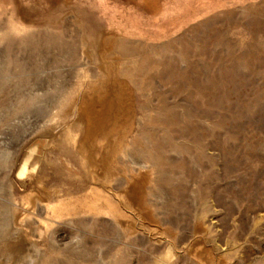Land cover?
<instances>
[{
  "label": "rangeland",
  "instance_id": "rangeland-1",
  "mask_svg": "<svg viewBox=\"0 0 264 264\" xmlns=\"http://www.w3.org/2000/svg\"><path fill=\"white\" fill-rule=\"evenodd\" d=\"M0 264H264V0H0Z\"/></svg>",
  "mask_w": 264,
  "mask_h": 264
}]
</instances>
